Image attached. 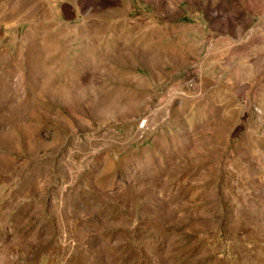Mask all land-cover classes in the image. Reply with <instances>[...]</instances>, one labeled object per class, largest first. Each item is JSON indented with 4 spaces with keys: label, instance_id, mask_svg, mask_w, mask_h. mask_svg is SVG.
I'll return each mask as SVG.
<instances>
[{
    "label": "rangeland",
    "instance_id": "374dc122",
    "mask_svg": "<svg viewBox=\"0 0 264 264\" xmlns=\"http://www.w3.org/2000/svg\"><path fill=\"white\" fill-rule=\"evenodd\" d=\"M0 264H264V0H0Z\"/></svg>",
    "mask_w": 264,
    "mask_h": 264
}]
</instances>
